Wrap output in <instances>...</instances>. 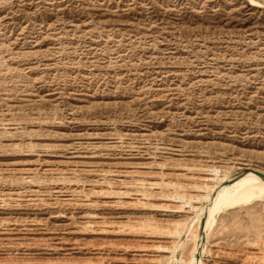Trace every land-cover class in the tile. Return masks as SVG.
<instances>
[{
	"label": "rangeland",
	"instance_id": "1",
	"mask_svg": "<svg viewBox=\"0 0 264 264\" xmlns=\"http://www.w3.org/2000/svg\"><path fill=\"white\" fill-rule=\"evenodd\" d=\"M249 170L264 6L0 0V264H191L205 195ZM262 186L202 264H264Z\"/></svg>",
	"mask_w": 264,
	"mask_h": 264
},
{
	"label": "bare ground",
	"instance_id": "2",
	"mask_svg": "<svg viewBox=\"0 0 264 264\" xmlns=\"http://www.w3.org/2000/svg\"><path fill=\"white\" fill-rule=\"evenodd\" d=\"M250 3L254 6H264V0H250ZM263 175L264 172L259 170L243 172L230 182L217 184L205 195V203L199 213L200 233L195 254L191 257V264H202L207 236L216 225L221 212L235 203L247 188L257 187V185L264 186Z\"/></svg>",
	"mask_w": 264,
	"mask_h": 264
},
{
	"label": "water",
	"instance_id": "3",
	"mask_svg": "<svg viewBox=\"0 0 264 264\" xmlns=\"http://www.w3.org/2000/svg\"><path fill=\"white\" fill-rule=\"evenodd\" d=\"M264 176V175H263Z\"/></svg>",
	"mask_w": 264,
	"mask_h": 264
}]
</instances>
